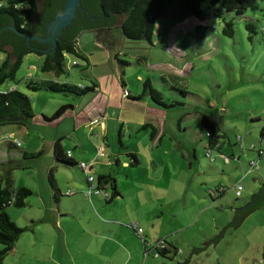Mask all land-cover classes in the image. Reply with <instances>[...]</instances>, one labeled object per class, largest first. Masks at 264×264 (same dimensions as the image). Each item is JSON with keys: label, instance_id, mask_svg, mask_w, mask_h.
<instances>
[{"label": "rangeland", "instance_id": "rangeland-1", "mask_svg": "<svg viewBox=\"0 0 264 264\" xmlns=\"http://www.w3.org/2000/svg\"><path fill=\"white\" fill-rule=\"evenodd\" d=\"M202 6L207 11L210 4L203 0ZM196 20L191 16L176 23L158 18L150 43L125 38L118 25L82 31L76 44L88 64L79 59V65H72L77 58L67 55L68 73L57 77L40 70L41 56L28 53L23 57L16 72L19 81L16 86L31 98L35 116L27 127L14 124L0 127V176L1 163L8 158L17 159L26 167L12 171L13 185H24L32 194L25 199L24 206L6 208L10 218L26 229L3 264H49L45 252V249L48 251L47 225L40 226V237L33 229L31 218L38 215L36 205L42 203L41 199L47 201L49 192L52 196L47 180L49 169L52 168L55 183L57 178L60 185H64L59 182L61 174L76 169L55 164L51 154L56 140L64 150L68 147L77 155L81 152L85 160L94 152V146L100 144L105 146V158L117 153L122 161L128 162L127 166L111 167L119 195L105 205L113 206L115 217L123 223L139 219L145 221V227L160 232V235L152 234V238L177 228L171 236L177 254L159 255L155 264H184L188 258L186 264H264V206L245 216L235 230L227 228L215 248L212 244L197 255H190L201 244L213 240L232 221L235 208L248 202L251 194L264 183V137L259 135L264 123V0H247L245 14L234 18L232 37L224 35L223 22L211 16L201 22L209 27L205 38L197 39L193 35L199 23ZM247 22L255 26V31L250 33L251 40L247 37ZM26 77L79 85L94 81L99 90L82 96L30 91L21 82ZM121 77L125 86L121 85ZM146 78L165 97L174 94L183 106L162 108L146 99L123 96L126 90L140 93ZM10 86L14 82L5 81L0 90ZM63 104H71L73 110L67 109L54 120L44 119L50 118ZM105 106L111 120L107 121L106 141L101 144L100 127L95 125L89 129L86 114L96 115ZM203 114L209 115L224 135L220 141L229 157L226 163L219 158L218 150L211 149L210 155L206 154L208 148L200 122ZM117 118L131 125L119 132ZM178 118H181V127H166L161 137L159 133L151 137L150 127L134 130L144 120L155 125L174 123L176 126ZM11 133L13 136H9ZM8 139L21 144L9 154ZM40 148L43 149L40 157L22 158V151ZM130 150L139 158L136 166L129 165L127 152ZM252 161L257 168L251 167ZM94 168L103 172L99 164ZM220 185L225 191L217 196L213 188ZM238 185L242 187L240 195L236 194ZM210 188L212 195L206 192ZM74 195L58 193L57 197L69 199ZM49 201L53 203L54 197ZM95 209L99 210L97 205ZM165 237L170 242L171 237ZM41 243L45 249L36 250Z\"/></svg>", "mask_w": 264, "mask_h": 264}, {"label": "trees", "instance_id": "trees-1", "mask_svg": "<svg viewBox=\"0 0 264 264\" xmlns=\"http://www.w3.org/2000/svg\"><path fill=\"white\" fill-rule=\"evenodd\" d=\"M210 4L207 11L202 6L203 0H99L98 8L103 17H110L115 15H121L123 22L119 24V28L123 36L132 41H147L151 42L153 36V29L155 26V20L158 18H166L172 22L181 23L187 18L193 16L201 22L205 21L208 17L215 16L223 22L222 33L228 37L234 35V18L245 14L247 7V0H207ZM38 4L36 0H0V14H8L12 18L13 26L19 30L28 33L31 32V28L35 27L39 20L34 21L35 14L38 10ZM113 26L96 27L80 30L74 34L71 43L58 40L57 46L53 54H42L35 52V54L42 57V61L39 64V68L42 72H51L54 76H59L62 73H68L66 68V56L73 55L77 59L72 65H79V59L85 61L88 64V59L83 52L79 49L78 45L74 41L78 34L85 30H96L97 28H112ZM248 33V39H252V35L255 31V26L251 22L245 24ZM208 25L198 23L195 25L193 35L197 39H204ZM264 34V31H262ZM0 53H3V57H0V71L8 64V54L5 50L0 48ZM28 53H34L33 51H23L9 70L0 74V85L5 81L14 82V86L1 91L0 90V127L8 124H14L19 126H28L35 116L31 98L24 92L17 88L18 80L16 79V72L19 69L23 57ZM123 63L128 64L124 61ZM86 66H83L85 68ZM121 85L125 86L123 78H120ZM24 88L30 91L49 90L52 92H60L63 94H72L75 96H82L88 93H94L96 91L97 83L92 81L90 85L73 84L68 81H56L54 79H42L26 77L21 80ZM174 89L173 86H171ZM184 93V92H183ZM126 97L132 100H148L153 104L162 108H174L177 106H183V102L176 99L174 94L171 96L164 94L154 87L149 78H146L142 83V90L140 93H132L129 90L126 93ZM71 104L61 105L50 118L44 117L45 120H54L62 116L67 109H71ZM181 118L177 119V123L180 124ZM201 125L204 131L206 146L208 150L207 155H210L211 149L218 150L219 153L228 157L222 150L223 141H220L224 135L220 134L219 127L211 119L209 115L203 114L201 117ZM152 122H146L144 120L140 125H136L135 131L140 129H147ZM131 124L129 123V126ZM123 124H120L119 132L122 130ZM151 129V128H150ZM118 132V137L121 133ZM153 129L150 130L152 137ZM260 137H264V123L261 124L259 130ZM10 138V137H9ZM7 153L10 150L20 146L13 140L8 139ZM120 145L122 146L120 138H118ZM43 149L40 148L36 151L26 152L22 151L23 159H34L42 155ZM69 153V155H68ZM129 158V165L136 166L139 163L137 153L133 150L127 152ZM52 159L56 165L75 166L77 163L71 159V152L62 149L58 140H56L52 147ZM229 159V157H228ZM15 158H8L1 163L2 174L0 176V264H3L5 256L13 248L15 241L19 238L21 233L26 229L25 227L18 226L8 215L6 208L9 205L16 207H22L25 205V199L32 194L30 188L20 185L14 186L12 179V171L18 168H25L26 165ZM254 162V161H252ZM255 163V162H254ZM78 167V166H77ZM92 169V168H91ZM80 170V169H79ZM81 171V170H80ZM82 172V171H81ZM91 172V170H90ZM83 173V172H82ZM84 174V173H83ZM94 175V174H93ZM85 176V174H84ZM86 179V176H85ZM97 184L100 188H105V185L110 182L112 187L111 198L117 194L115 178L110 174H100L97 176ZM47 180L49 181L55 199L59 193L58 187L55 185V178L52 173V168L49 169ZM87 181V180H86ZM264 188V183L260 188L251 194L250 199L243 206L236 209H240L248 205L252 198L256 196ZM106 190V189H105ZM213 190L223 194L225 188H215ZM104 197V196H103ZM106 195L104 198H107ZM262 207V206H260ZM259 208V207H258ZM257 209V208H256ZM255 210V209H254ZM252 210V211H254ZM250 211L249 213H251ZM235 213V212H234ZM248 213V214H249ZM246 214L245 216H247ZM233 220V219H232ZM166 242V241H165ZM156 254L162 257L177 254V248L166 242V245H156L154 247ZM263 259H264V245H263Z\"/></svg>", "mask_w": 264, "mask_h": 264}, {"label": "crops", "instance_id": "crops-1", "mask_svg": "<svg viewBox=\"0 0 264 264\" xmlns=\"http://www.w3.org/2000/svg\"><path fill=\"white\" fill-rule=\"evenodd\" d=\"M196 21L201 23L198 19ZM96 90H99L98 84ZM127 91L128 90H126V92L123 91L124 97H126ZM70 110H73V107ZM86 116V121L89 120V122H91L93 118L99 119L97 123L93 125L90 124L89 129L95 125H99V135L101 136V144H103V141H106L107 121L109 122V120H111L108 108L105 106L102 110H99L96 115L89 116V114H86ZM117 122L119 123V128L121 123L123 124L122 129L125 128L126 130L129 126V122H124L121 118H117ZM175 122L177 121L175 120ZM125 123L126 127H124ZM166 127L179 129L181 124H176L175 126V124L172 123L168 126L167 124L160 123V125H155L152 123L150 125V128L153 129L154 132L152 136L155 137L159 133L161 137ZM26 130L28 131V129ZM9 136H13V133ZM74 143L77 145L76 142ZM60 145L64 150L61 143ZM99 146L101 145L94 146V152L88 155V158H86L87 160L83 158L84 156L81 152L77 155L68 147L64 151L65 153L67 151L71 152V159L75 161V163L79 161L93 162L91 173L94 174L96 178L100 174L112 175L110 169L113 165L127 166L128 162L122 161L117 153H111L106 158L104 154V156L95 159L96 150ZM103 147L105 151V146ZM102 158L105 159L102 160ZM219 158L223 160V163L228 161V157L221 153H219ZM96 164H99L103 172H99L94 168ZM75 168L76 169H71L69 173L61 174L62 181L59 182H63L66 186L60 185L57 178V183L55 185L59 189V195H76L69 199H62V197H57L55 199L53 192L52 196L49 192L47 201L41 199L42 203L36 205L38 215L31 218L32 226L34 231L40 236V226L47 225L48 240H46V245L48 251L42 243L38 245L36 250L42 247L45 249L49 264H155L159 256L156 254L154 247L159 243L166 245L168 238L165 236L171 237L172 234L177 231V228L170 232H166V234H162L161 237L152 238V234L160 235V232H154L148 227H145V221H141L138 218L137 221L130 220L128 223L119 221L114 215L113 206L105 205V203L114 198H111L112 187L110 182L105 185L108 195L107 198H104L102 194L86 197L84 195V191L86 190L85 185L88 188L89 184L76 164ZM105 168H107V170ZM115 183L117 190L115 196H117L119 195V190L117 189L116 178ZM59 186H61V188ZM70 187H72V189ZM222 187L223 186L220 185L215 188L221 189ZM62 189H64L63 193ZM108 189H110V192ZM68 190L71 191L70 194H67ZM211 191L212 189L210 188L207 189L206 192L208 195H212ZM214 192L217 193V196L222 195L216 190H214ZM51 197H54L53 203L49 201ZM95 205L98 206L99 210L95 209ZM162 205L161 209L163 212ZM133 222H137L138 225L132 227ZM140 224H142V226ZM138 227L142 228L141 232L138 231ZM44 233H46V229H44ZM172 239H174V237H171V240H169L170 242L167 243L175 246Z\"/></svg>", "mask_w": 264, "mask_h": 264}, {"label": "water", "instance_id": "water-1", "mask_svg": "<svg viewBox=\"0 0 264 264\" xmlns=\"http://www.w3.org/2000/svg\"><path fill=\"white\" fill-rule=\"evenodd\" d=\"M99 0H39L40 19L37 25L27 34L13 26L8 14H0V48L8 54V64L0 71L6 72L23 51L51 52L56 40L71 43L74 34L80 30L105 26H116L123 22L122 16L103 17L98 8ZM76 42V39L74 40ZM264 206V188L243 208L236 209L233 220L225 225L221 232L201 248H195L190 255L214 244L222 238L227 228H238L242 219L250 211ZM189 258L184 264L188 262Z\"/></svg>", "mask_w": 264, "mask_h": 264}, {"label": "built area", "instance_id": "built-area-1", "mask_svg": "<svg viewBox=\"0 0 264 264\" xmlns=\"http://www.w3.org/2000/svg\"><path fill=\"white\" fill-rule=\"evenodd\" d=\"M264 31V30H263ZM76 61L73 60V64L75 63ZM99 121L98 118H93L90 122V124H95ZM19 144V142H17ZM104 147L101 145L97 148L96 150V155H95V159L101 157V156H104ZM208 154V153H207ZM69 155V153H68ZM251 167L252 168H257V166H255V163L254 162H251L250 163ZM77 166L78 168L85 174L86 176V180H87V183L89 184V187L84 191V195L86 197H90L92 195H97V194H102L104 197L107 195V192L105 190V188H100L97 184V179L96 177L90 172L92 166H93V162L90 163V162H85V161H79L77 163ZM241 189L242 187L240 185L237 186V189H236V194L237 195H240L241 193ZM71 191L68 190L67 191V194H70ZM138 225L137 222H133L132 223V227H136ZM138 231L141 232L142 231V228L141 227H138ZM157 245H162V244H157Z\"/></svg>", "mask_w": 264, "mask_h": 264}, {"label": "flooded vegetation", "instance_id": "flooded-vegetation-1", "mask_svg": "<svg viewBox=\"0 0 264 264\" xmlns=\"http://www.w3.org/2000/svg\"><path fill=\"white\" fill-rule=\"evenodd\" d=\"M37 1V4H38V10H37V12H36V14H35V17H34V21L36 22L37 20H39L40 19V4H39V0H36ZM99 29H103V28H97L96 30H99ZM108 29V28H107ZM27 34H31V32L29 31ZM57 41L58 40H56V44H55V46H54V49H53V51H51V52H42V51H37V50H34L33 52L35 53V52H39V53H41L42 54V57L45 55V54H53L54 53V51H55V49H56V46H57Z\"/></svg>", "mask_w": 264, "mask_h": 264}]
</instances>
